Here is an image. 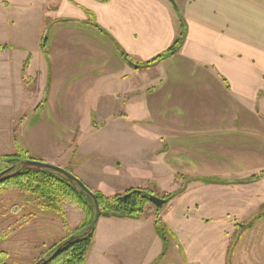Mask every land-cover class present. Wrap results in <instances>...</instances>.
<instances>
[{"label":"crops","instance_id":"crops-1","mask_svg":"<svg viewBox=\"0 0 264 264\" xmlns=\"http://www.w3.org/2000/svg\"><path fill=\"white\" fill-rule=\"evenodd\" d=\"M37 13L47 79L38 85L25 69L19 84L37 100L15 136L0 129V149L19 147L106 196L149 190L128 183L134 173L178 182L169 212L186 194L202 195L186 211L200 204L213 214L201 221L222 236L216 254L201 263L180 255L179 264H228L226 230H252L264 206V0H41ZM181 19V46L153 62L179 36ZM160 239L152 215L100 216L85 264H162ZM255 260L256 251L243 264Z\"/></svg>","mask_w":264,"mask_h":264},{"label":"rangeland","instance_id":"rangeland-1","mask_svg":"<svg viewBox=\"0 0 264 264\" xmlns=\"http://www.w3.org/2000/svg\"><path fill=\"white\" fill-rule=\"evenodd\" d=\"M40 9L41 0H0V49L9 50L7 52H4L6 50L2 51L0 56V77L3 76L5 79V84L0 83V129L5 128L7 130L9 128L7 131L9 133L13 132L14 136V131L18 129L19 118L37 100L35 93L26 92L25 89L23 91L20 86L21 77L25 75V69L30 68L31 75L39 83L38 85H41L42 79L44 82L47 79L46 70L40 64V43L43 42L46 34H43L40 41L37 32L44 28L43 20L37 13ZM24 50L27 53L21 54ZM7 80L8 83L6 84ZM45 89L41 91L42 97L45 96ZM7 93H9L8 95L10 93L13 94L12 102L14 107H7L11 106L7 105L11 103L9 99L6 100L5 98ZM12 124H16V128H12ZM6 146H4V150L0 149L3 153H9L4 155H11L17 151H9L8 146ZM19 168V162L12 166H5L3 171H8L4 175L9 177L14 173H18ZM133 175L135 178H130L128 181L130 185L149 186V190L144 188L132 189L144 190L160 198L166 199L171 194L176 195L177 192L175 190L177 188L178 190L181 189L179 188V183H175L172 180L159 179L147 182L141 179V174L134 173ZM248 179L250 178H245V180ZM259 179L256 178L252 182ZM161 187L165 191H161ZM167 187L170 188L166 189ZM129 190L131 189L126 191ZM91 191L93 192L94 190ZM262 197L264 199V194H262ZM28 198H30L28 193H24L21 188L13 184V181L0 184V256L5 264H35L39 260L50 259L54 251L68 237L83 233L89 227L95 215L94 213L93 217L90 218L92 220L87 228L78 230V226L86 217L84 212L70 200H64L61 206L58 207V209L60 208L64 211V218L62 219L56 214L57 211L41 209L35 201L27 202L26 199ZM87 199L92 206L93 202L89 198ZM260 199V197L254 199L255 201L250 204L251 211H253ZM193 200H196V202L202 201V195L195 196L193 192L186 194L175 203L171 212H169L168 204L170 199L160 207L154 206L149 201L143 203V212L140 216L144 214L146 216L152 215L154 223L156 218L159 219L167 239V243H163L162 239H160L162 245L157 260L162 259L165 253L167 256L165 263L163 262L162 264H167L168 260H173V258L177 259L176 264H179L180 255L186 254L194 261L201 263L200 258L204 255L216 254L217 249L220 248L218 239L221 240V234H217V230L211 224H206L200 219L213 214L206 213L204 211L206 209L201 207L200 204L195 210L197 211L196 213L192 211L195 207L186 211L187 203ZM262 207L257 209L261 212ZM185 216L188 218L186 219ZM196 217H199V219ZM255 217L253 216L252 218L254 220L253 224L249 225L252 230L242 231L236 229V232L239 231L238 233L226 230L224 248L228 264H234L238 254H241L240 264H243V258L246 259V254L250 253L253 255L255 251L257 260L253 264H264V220L261 218L255 219ZM251 243H255L256 249L254 246L250 247ZM143 249L142 259L147 262L150 260V254L148 253L150 249L149 243H146ZM156 262L154 261L155 264ZM103 264H108V262ZM171 264L175 263L172 261Z\"/></svg>","mask_w":264,"mask_h":264},{"label":"trees","instance_id":"trees-1","mask_svg":"<svg viewBox=\"0 0 264 264\" xmlns=\"http://www.w3.org/2000/svg\"><path fill=\"white\" fill-rule=\"evenodd\" d=\"M181 21L182 30L179 36L173 42L171 47L168 48L166 52L154 58L152 60L153 62H157L166 56L175 53L179 49L185 37V25L183 19H181ZM120 55L126 59L125 54L121 50ZM148 64L149 63H146L145 65ZM16 150L17 151L11 155H0V172L3 171L5 166H12L16 162L20 163L19 172L4 178L0 181V184H4L7 181H13V184L21 188L24 193H28L30 198L26 199L27 202L35 201L37 206L41 209L57 211L56 214L62 219L64 218V211L60 208L58 209V207L61 206V203L64 200H70L84 212V216L86 217L77 229L80 230L87 228L92 220H90V218H92L95 213L93 198L86 194L73 181L57 172L45 168L25 165L23 163L25 160L33 158L19 147H17ZM210 181L211 180L209 179H205L203 182L209 183ZM93 194L96 197L101 210L100 216L138 218L143 212V203L148 201L147 196L149 193L140 189H131L123 194L112 196H106L97 191H93ZM174 196L175 194L169 195V197L166 198V201ZM87 198L93 202L92 206ZM263 216L264 206L262 207L261 212L256 216V219ZM154 225L156 232L162 239L163 243H167L159 219H155ZM93 232L94 229L83 236L76 235L77 237H73V235L71 236L73 238L67 242L66 240L70 238L68 237L64 243L59 245V249H56L57 252L56 250L54 251L56 253L52 258L47 259L40 264H85L86 253L91 245ZM0 264H5L1 256Z\"/></svg>","mask_w":264,"mask_h":264},{"label":"water","instance_id":"water-1","mask_svg":"<svg viewBox=\"0 0 264 264\" xmlns=\"http://www.w3.org/2000/svg\"><path fill=\"white\" fill-rule=\"evenodd\" d=\"M23 163L25 165L35 166V167H39V168H45V169H49V170H52L54 172H57V173L63 175L64 177H66L67 179L73 181L86 194L90 195L93 198V201H94L95 215H94L93 221L91 222L89 227L83 233H81L80 235L81 236L86 235L87 233H89L91 230H93L95 228V226H96V224L98 222V219L100 218L101 210H100L98 201H97L96 197L94 196L93 192L79 178H77L73 173L67 171L66 169H64V168H62L60 166H57V165H54V164H51V163H48V162H45V161H42V160L28 159V160H25ZM7 171L8 170L3 171V172L0 173V181L8 176V175H4L5 173H7ZM147 198H148V201L151 202L156 207H160L166 202V199L160 198V197L155 196V195L150 194V193L148 194ZM73 237H77V236H73ZM73 237L68 238L66 241L67 242L70 241ZM58 249L59 248H57V250ZM57 250H56V252H57ZM56 252H54L52 254L51 258L55 255ZM43 261H44V259L39 260L35 264H40Z\"/></svg>","mask_w":264,"mask_h":264}]
</instances>
